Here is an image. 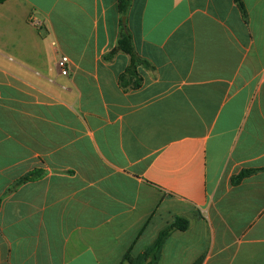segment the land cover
<instances>
[{
	"label": "crops",
	"instance_id": "1",
	"mask_svg": "<svg viewBox=\"0 0 264 264\" xmlns=\"http://www.w3.org/2000/svg\"><path fill=\"white\" fill-rule=\"evenodd\" d=\"M117 1L0 0V264H264V0Z\"/></svg>",
	"mask_w": 264,
	"mask_h": 264
},
{
	"label": "trees",
	"instance_id": "2",
	"mask_svg": "<svg viewBox=\"0 0 264 264\" xmlns=\"http://www.w3.org/2000/svg\"><path fill=\"white\" fill-rule=\"evenodd\" d=\"M235 7L237 8L241 19L244 23L247 22V10L243 3V0H233ZM130 5V0H118L117 1V10L121 17H125L128 7ZM120 33L117 41V45L114 49H112L107 55L103 57V60L110 61L114 57V55L118 52L125 54L129 58V63L125 68L124 72L121 73L118 77V86L123 91L128 90H136L142 84V78L138 74V68L145 69L147 71H152L154 68L150 65L149 62L139 57L132 45L131 34L127 29L125 22L121 21L120 24ZM256 170H244L238 173L236 176H233L231 179V183L233 185L238 184L244 177H247ZM40 177L39 172H33L25 177H23L18 184H22L25 182L35 181ZM188 227V223L185 219L177 218L173 223L168 225L165 229L159 232L154 243L147 248L142 254L137 256L136 258H130L125 256L124 261L127 264H146V261L149 259L150 262L148 264H154L158 260V257L161 252V248L168 238L169 234L172 231H185Z\"/></svg>",
	"mask_w": 264,
	"mask_h": 264
},
{
	"label": "built area",
	"instance_id": "3",
	"mask_svg": "<svg viewBox=\"0 0 264 264\" xmlns=\"http://www.w3.org/2000/svg\"><path fill=\"white\" fill-rule=\"evenodd\" d=\"M68 63V59L66 57H61L58 61H57V68L59 69V72L61 75L63 76H67L68 75V70H67V65Z\"/></svg>",
	"mask_w": 264,
	"mask_h": 264
},
{
	"label": "water",
	"instance_id": "4",
	"mask_svg": "<svg viewBox=\"0 0 264 264\" xmlns=\"http://www.w3.org/2000/svg\"><path fill=\"white\" fill-rule=\"evenodd\" d=\"M121 21L124 22V21H125V18L122 17V18H121ZM149 262H150V260L148 259V260L146 261V264H148Z\"/></svg>",
	"mask_w": 264,
	"mask_h": 264
}]
</instances>
